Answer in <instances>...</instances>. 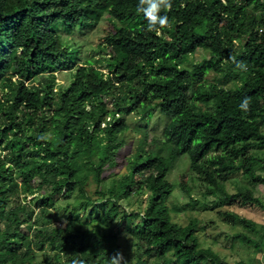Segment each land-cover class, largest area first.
Segmentation results:
<instances>
[{
    "label": "trees",
    "instance_id": "obj_1",
    "mask_svg": "<svg viewBox=\"0 0 264 264\" xmlns=\"http://www.w3.org/2000/svg\"><path fill=\"white\" fill-rule=\"evenodd\" d=\"M171 2L160 13L171 26L157 35L136 12L138 0H0V264H106L113 252L99 243L123 223L134 239L131 264H227L201 245L199 220H172L167 176L182 158L203 199L213 197L204 207L264 210L255 194L264 187V0ZM105 14L112 26L98 43L102 61L81 62L79 50L61 41L60 25L64 33L92 27ZM198 49L208 56L191 61ZM61 71L69 73L65 85L56 81ZM155 112L166 119L161 142L151 150L141 129L121 160L129 119ZM237 174L243 184L229 193ZM178 188L190 199L184 207L197 204L185 174ZM131 196L137 210L119 202ZM60 199L57 222L22 231L55 216ZM218 213L257 232L252 220ZM89 221L97 223L93 233L83 228ZM90 235L101 240L90 245ZM232 239L261 250L245 233Z\"/></svg>",
    "mask_w": 264,
    "mask_h": 264
},
{
    "label": "rangeland",
    "instance_id": "obj_2",
    "mask_svg": "<svg viewBox=\"0 0 264 264\" xmlns=\"http://www.w3.org/2000/svg\"><path fill=\"white\" fill-rule=\"evenodd\" d=\"M111 20L107 18L105 14L99 24L92 27L80 28L76 26L71 32H62V26L60 25V39L62 42L69 41V46L71 49L78 51L80 55L81 62L84 60H101L102 54H98V43L103 42L104 30L106 28H111ZM59 26H56V29ZM208 54L201 49L196 50L189 59L191 61H199ZM104 62L99 63L101 68H104ZM106 71V69H103ZM69 73L66 71L57 72L56 81L59 84L65 85L68 80ZM212 73L209 74L211 78ZM232 86V81L227 80L224 82L225 88H230ZM129 129L125 133V138L127 139V147L124 151L119 154L121 160L126 159L130 155L136 145L137 140L141 136V129L145 130L148 135V143L150 142V149H154L158 143L163 139V130L165 127L166 119L159 116L157 112L146 119L145 121H140L135 117L129 119ZM261 157L264 158V152L261 153ZM118 170V169H116ZM120 171V170H119ZM185 174V181L187 186L190 188V196L192 199L197 201L196 205H190L184 207L185 204L190 203L188 196L181 194L178 184L180 181V175ZM167 179L173 186V191L169 197V203L171 206L177 208L171 213L172 220L181 225L187 224L190 218H195L199 220L200 226L204 225V229L198 230V236L201 245L206 247L210 246L213 251L216 252L218 257H221L227 264H264V210H261L255 206H241L239 204H233L231 206H216L208 205L204 207L202 203L204 201H211L213 197H208L206 200L203 199L202 191L203 187L200 186V182L195 178V176L188 171V163L186 158L180 159L175 166L170 170ZM243 182L241 181V176L239 174L233 176L227 183L226 189L229 193L236 191L237 186H241ZM255 194L260 196L264 200V187L257 185L255 189ZM30 195L27 196V200H31ZM144 198V197H143ZM41 202L40 196L37 194V198L34 201V206L37 208ZM120 204L125 209L137 210L141 207V203L138 202L136 196H131L129 198H123ZM65 203L64 200H57L55 210L56 215L51 218H39L34 219L28 226H23L22 231L29 233L30 226L32 224H37L38 226L48 225L49 223L57 222L60 219L61 206ZM182 208L179 210V208ZM230 211L236 213L246 219L254 221L256 224L257 232H251L244 229L240 225L232 226L231 224L224 221V218L219 215L218 211ZM96 221H89L83 228L89 233H93L96 229ZM116 229V228H115ZM126 224L120 225L119 230L115 237L105 240L99 243L103 248H108L113 253L117 250L121 251L124 257L132 262L135 259L133 243L134 239L127 235L125 238L122 233H125ZM245 233L247 236L255 240L260 244L261 250H256L252 245H246L233 240L232 236L236 233ZM114 236V232H112ZM101 239L98 236L90 235L88 237V243L90 245H95ZM129 261V264H131ZM153 264V263H149ZM200 264H210L208 261H203Z\"/></svg>",
    "mask_w": 264,
    "mask_h": 264
},
{
    "label": "clouds",
    "instance_id": "obj_3",
    "mask_svg": "<svg viewBox=\"0 0 264 264\" xmlns=\"http://www.w3.org/2000/svg\"><path fill=\"white\" fill-rule=\"evenodd\" d=\"M172 2L171 0H138L136 6V12L143 14L145 20L147 21V31L154 32L157 35L161 34V30L169 28L170 22L166 15H161L162 10H171ZM236 68L245 71L247 66L242 61H236L235 58L230 57ZM250 98L245 97L239 104V108L242 113L247 115L250 111ZM244 118V117H242ZM44 139V137H40ZM122 235L127 238V233H122ZM106 264H129V260L126 259L123 253L119 250L115 251L111 257L107 258Z\"/></svg>",
    "mask_w": 264,
    "mask_h": 264
}]
</instances>
